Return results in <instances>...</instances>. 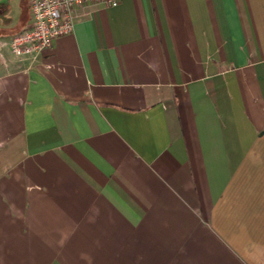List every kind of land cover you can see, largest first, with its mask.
<instances>
[{
	"label": "crops",
	"instance_id": "1",
	"mask_svg": "<svg viewBox=\"0 0 264 264\" xmlns=\"http://www.w3.org/2000/svg\"><path fill=\"white\" fill-rule=\"evenodd\" d=\"M0 21V264H264V0L76 10L34 58Z\"/></svg>",
	"mask_w": 264,
	"mask_h": 264
},
{
	"label": "built area",
	"instance_id": "2",
	"mask_svg": "<svg viewBox=\"0 0 264 264\" xmlns=\"http://www.w3.org/2000/svg\"><path fill=\"white\" fill-rule=\"evenodd\" d=\"M31 23L6 42L20 57H36L52 40L73 31L76 10L90 3L117 5L120 0H26Z\"/></svg>",
	"mask_w": 264,
	"mask_h": 264
},
{
	"label": "rangeland",
	"instance_id": "3",
	"mask_svg": "<svg viewBox=\"0 0 264 264\" xmlns=\"http://www.w3.org/2000/svg\"><path fill=\"white\" fill-rule=\"evenodd\" d=\"M22 8L25 0H0V21L9 22Z\"/></svg>",
	"mask_w": 264,
	"mask_h": 264
}]
</instances>
